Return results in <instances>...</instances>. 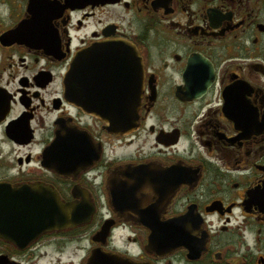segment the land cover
<instances>
[{
	"label": "flooded vegetation",
	"instance_id": "obj_1",
	"mask_svg": "<svg viewBox=\"0 0 264 264\" xmlns=\"http://www.w3.org/2000/svg\"><path fill=\"white\" fill-rule=\"evenodd\" d=\"M45 1L0 0V264H264V0Z\"/></svg>",
	"mask_w": 264,
	"mask_h": 264
},
{
	"label": "water",
	"instance_id": "obj_2",
	"mask_svg": "<svg viewBox=\"0 0 264 264\" xmlns=\"http://www.w3.org/2000/svg\"><path fill=\"white\" fill-rule=\"evenodd\" d=\"M114 0H66L67 6L70 3H74L77 5L80 4H89L91 2H112ZM28 10L30 13V18L23 21L20 25L17 26V29L14 30V34H22L23 27H30L29 40L32 42H39V38L37 36L38 32V24L43 23L45 27V37L49 39L51 33V20L54 17V8L55 6L51 2H46L45 0H29L28 2ZM11 33V31L7 32V34ZM132 45L128 44V54L131 59L134 58L133 51L131 50ZM70 73L67 76L70 84H74V68L73 63L70 67ZM135 108V107H134ZM136 114V108H135ZM136 117V116H135ZM39 202V203H38ZM30 215L27 213L26 219L30 216L31 228L37 232H44L50 230H59L61 228H69L70 226L77 225L80 221L77 217V212L74 209L72 203H64L60 197L55 195V193H51L46 189L44 198H40V201H36V205H31L30 207ZM29 224V223H28ZM103 228H106L103 226ZM178 241H171L169 243H177ZM93 251H97L94 249ZM97 257H92V259H96ZM103 258L107 259L108 262L103 264H111L109 263V256L107 254H102L98 256V259L103 260ZM94 264V263H90ZM101 264V263H99Z\"/></svg>",
	"mask_w": 264,
	"mask_h": 264
},
{
	"label": "rangeland",
	"instance_id": "obj_3",
	"mask_svg": "<svg viewBox=\"0 0 264 264\" xmlns=\"http://www.w3.org/2000/svg\"><path fill=\"white\" fill-rule=\"evenodd\" d=\"M78 254H80V252H78Z\"/></svg>",
	"mask_w": 264,
	"mask_h": 264
}]
</instances>
